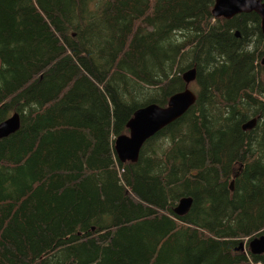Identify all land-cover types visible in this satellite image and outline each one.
<instances>
[{
  "label": "trees",
  "instance_id": "16d2710c",
  "mask_svg": "<svg viewBox=\"0 0 264 264\" xmlns=\"http://www.w3.org/2000/svg\"><path fill=\"white\" fill-rule=\"evenodd\" d=\"M214 4L0 0V123L21 115L0 139V264H264V33ZM192 68L195 104L121 162L134 113Z\"/></svg>",
  "mask_w": 264,
  "mask_h": 264
},
{
  "label": "water",
  "instance_id": "95a60500",
  "mask_svg": "<svg viewBox=\"0 0 264 264\" xmlns=\"http://www.w3.org/2000/svg\"><path fill=\"white\" fill-rule=\"evenodd\" d=\"M256 12L261 18L262 31L264 33V0H215L212 9L214 17L230 19L240 13ZM237 35L239 33L237 32ZM264 64V57L262 58ZM187 87L172 95L166 106L151 103L139 108L128 122V134L120 135L115 140V153L118 159L126 163L137 162L144 144L160 130L183 116L196 102L197 94L190 88L197 78V69L192 68L183 75ZM258 123V118H253L243 126L245 130L253 129ZM21 127V115L18 112L11 114L0 123V139L16 133ZM235 180L231 181V189L234 190ZM193 204L192 197H183L175 207L178 215L187 214ZM239 250L245 251L246 244L240 242ZM249 249L253 254L264 253V234L256 236L249 241Z\"/></svg>",
  "mask_w": 264,
  "mask_h": 264
},
{
  "label": "rangeland",
  "instance_id": "374dc122",
  "mask_svg": "<svg viewBox=\"0 0 264 264\" xmlns=\"http://www.w3.org/2000/svg\"><path fill=\"white\" fill-rule=\"evenodd\" d=\"M190 88H191L192 90H194V91L196 90V88H195V83H194V82L191 83ZM245 241L247 242V239H246ZM246 242H245V243H246Z\"/></svg>",
  "mask_w": 264,
  "mask_h": 264
},
{
  "label": "bare ground",
  "instance_id": "6f19581e",
  "mask_svg": "<svg viewBox=\"0 0 264 264\" xmlns=\"http://www.w3.org/2000/svg\"><path fill=\"white\" fill-rule=\"evenodd\" d=\"M185 197H190V196H185Z\"/></svg>",
  "mask_w": 264,
  "mask_h": 264
},
{
  "label": "flooded vegetation",
  "instance_id": "af4514ba",
  "mask_svg": "<svg viewBox=\"0 0 264 264\" xmlns=\"http://www.w3.org/2000/svg\"><path fill=\"white\" fill-rule=\"evenodd\" d=\"M232 190V189H231ZM264 254V253H263Z\"/></svg>",
  "mask_w": 264,
  "mask_h": 264
}]
</instances>
